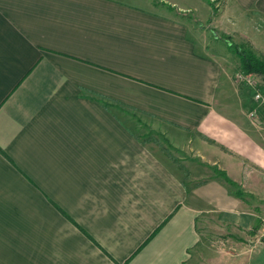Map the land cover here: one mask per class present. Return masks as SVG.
<instances>
[{"label": "crops", "instance_id": "obj_1", "mask_svg": "<svg viewBox=\"0 0 264 264\" xmlns=\"http://www.w3.org/2000/svg\"><path fill=\"white\" fill-rule=\"evenodd\" d=\"M197 1L0 0V264H264V111L223 38L264 54V0Z\"/></svg>", "mask_w": 264, "mask_h": 264}, {"label": "trees", "instance_id": "obj_2", "mask_svg": "<svg viewBox=\"0 0 264 264\" xmlns=\"http://www.w3.org/2000/svg\"><path fill=\"white\" fill-rule=\"evenodd\" d=\"M209 5L212 7V12L215 14L217 8L213 5V1L207 0ZM226 41H231L230 37H223ZM229 46L235 50L239 60L240 68L245 72H257L264 75V54L255 52L252 47L243 44L229 43ZM162 149L169 154V151L162 147ZM170 155V154H169ZM170 157H172L170 155ZM218 176H221L226 182L232 183L230 179L222 171H215ZM239 194V193H238Z\"/></svg>", "mask_w": 264, "mask_h": 264}, {"label": "built area", "instance_id": "obj_3", "mask_svg": "<svg viewBox=\"0 0 264 264\" xmlns=\"http://www.w3.org/2000/svg\"><path fill=\"white\" fill-rule=\"evenodd\" d=\"M234 80L239 86H245L252 91V99L256 103L257 109L264 111V75L239 70L235 73ZM257 109L250 110L248 117L254 120L257 119Z\"/></svg>", "mask_w": 264, "mask_h": 264}, {"label": "rangeland", "instance_id": "obj_4", "mask_svg": "<svg viewBox=\"0 0 264 264\" xmlns=\"http://www.w3.org/2000/svg\"><path fill=\"white\" fill-rule=\"evenodd\" d=\"M187 1H189V2H191L192 4H197L198 3V1L197 0H187ZM202 2H203V4L204 5H206V2H207V0H201ZM211 1H213V5L215 6L216 4H219L220 3V1L221 0H211ZM213 15V14H212ZM228 23H227V25L229 26V28L232 26V25H234L233 27H234V29L233 28H230V30H235V32H243L244 31V29L240 26V24H232V23H230L229 21H227ZM224 26V25H223ZM261 26V25H260ZM225 28H228V27H225ZM232 37V36H231ZM236 37H238V36H236ZM233 40L232 41H226L225 39V42H227V48L228 49H230L231 50V52L234 54V55H236L237 56V54L235 53V50H233V48L231 47V46H229V43H234V44H243V45H248V46H250V47H252V49L255 51V52H257V53H259L260 51H258V49H256V48H254L250 43H248L247 41H245L244 39L245 38H241L240 37V39L239 38H232ZM243 39V40H242ZM242 40V41H241ZM235 41V42H234ZM261 53V52H260ZM237 58H238V56H237ZM234 59H236V57L234 58ZM239 59V58H238ZM239 70H241V68H240V60H239V66L237 67V68H234V70H233V75H232V80L234 81V84L236 85V83H235V80H234V76H235V73L236 72H238ZM238 85V84H237ZM239 86V85H238ZM258 111H259V109H258ZM260 112H262L261 110H260ZM247 115H248V113H247ZM152 135V136H155L156 137V139L159 141V143L160 144H163L164 146H166V149L168 150V151H171L172 152V154H174L175 156H181V152L180 151H178V150H176V149H173L171 146H169L166 142H165V139H164V137H163V135H159V134H157L155 131H153V132H151V131H148V133H146V134H144L143 136H147V135ZM170 148V149H169ZM178 160V159H177Z\"/></svg>", "mask_w": 264, "mask_h": 264}]
</instances>
